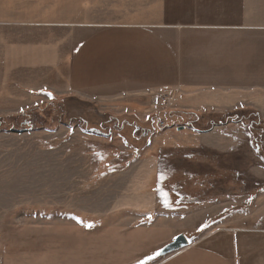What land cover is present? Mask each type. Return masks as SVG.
<instances>
[{
	"label": "rangeland",
	"instance_id": "1",
	"mask_svg": "<svg viewBox=\"0 0 264 264\" xmlns=\"http://www.w3.org/2000/svg\"><path fill=\"white\" fill-rule=\"evenodd\" d=\"M104 2L93 12L101 19L147 14L138 0ZM77 12L65 0L51 15ZM245 14L264 21L263 11ZM26 60L13 59L8 75L0 68V264H160L191 244L264 229L257 108L200 109L162 85L62 87L51 61ZM177 234L188 245L156 255Z\"/></svg>",
	"mask_w": 264,
	"mask_h": 264
},
{
	"label": "crops",
	"instance_id": "2",
	"mask_svg": "<svg viewBox=\"0 0 264 264\" xmlns=\"http://www.w3.org/2000/svg\"><path fill=\"white\" fill-rule=\"evenodd\" d=\"M67 1L78 12L61 20L51 14L65 0H0L5 75L13 59L49 60L51 74L67 77L62 87H178L200 109L250 105L264 115V21L245 14L264 12V0H138L147 14L129 20L94 15L104 0ZM236 231L246 238L191 244L160 264H264V238H252L264 229Z\"/></svg>",
	"mask_w": 264,
	"mask_h": 264
},
{
	"label": "water",
	"instance_id": "3",
	"mask_svg": "<svg viewBox=\"0 0 264 264\" xmlns=\"http://www.w3.org/2000/svg\"><path fill=\"white\" fill-rule=\"evenodd\" d=\"M181 128V127H180ZM188 245V239L183 234H177L170 242L166 243L159 251L158 256L162 257L184 248Z\"/></svg>",
	"mask_w": 264,
	"mask_h": 264
},
{
	"label": "snow or ice",
	"instance_id": "4",
	"mask_svg": "<svg viewBox=\"0 0 264 264\" xmlns=\"http://www.w3.org/2000/svg\"><path fill=\"white\" fill-rule=\"evenodd\" d=\"M47 95L49 96V97H51V93H47ZM22 111V110H21ZM165 177L163 176V174H161V177H160V179L161 180H163ZM156 255H158V253L156 254ZM153 257L152 256H149V257H147V259H152ZM139 264H145V261L144 260H141V261H139Z\"/></svg>",
	"mask_w": 264,
	"mask_h": 264
},
{
	"label": "trees",
	"instance_id": "5",
	"mask_svg": "<svg viewBox=\"0 0 264 264\" xmlns=\"http://www.w3.org/2000/svg\"><path fill=\"white\" fill-rule=\"evenodd\" d=\"M116 121H117V120H116ZM117 124H118V122H117ZM122 124H123V123H122ZM122 124L120 123V125H122ZM123 125H124V124H123ZM123 125H122V126H123ZM141 260H142V259H141ZM141 260H139V261H141ZM139 261H138V263H135V264H139Z\"/></svg>",
	"mask_w": 264,
	"mask_h": 264
}]
</instances>
